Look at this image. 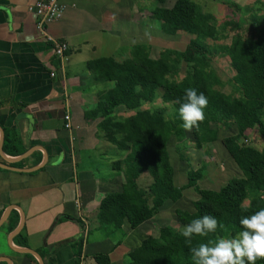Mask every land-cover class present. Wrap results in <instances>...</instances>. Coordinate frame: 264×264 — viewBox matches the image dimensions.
Masks as SVG:
<instances>
[{"label":"crops","instance_id":"0c3cea01","mask_svg":"<svg viewBox=\"0 0 264 264\" xmlns=\"http://www.w3.org/2000/svg\"><path fill=\"white\" fill-rule=\"evenodd\" d=\"M36 1L0 0V264H76L80 238L79 264H96L97 253L128 264L146 222L114 228L97 219L101 200L120 191L123 178L112 168L120 152L91 114L114 83L87 64L129 55L135 44L121 48L137 28L123 22L132 21L134 0H63L61 18L43 30L27 9ZM51 38L67 43L62 59ZM5 135L17 139L20 155L3 151Z\"/></svg>","mask_w":264,"mask_h":264},{"label":"trees","instance_id":"16d2710c","mask_svg":"<svg viewBox=\"0 0 264 264\" xmlns=\"http://www.w3.org/2000/svg\"><path fill=\"white\" fill-rule=\"evenodd\" d=\"M153 1L159 4L167 0ZM147 15L159 21V29L167 35L185 32L192 37L183 50L165 49L159 58L150 56L148 45L135 44L121 60L110 56L88 62L97 79L114 83L111 89L98 94L91 114L100 118L99 128L105 140L119 150L120 158L112 163V168L123 178L121 190L110 192L101 200L97 219L114 228L126 222L135 229L153 218L166 199L192 187L198 194L194 211L175 210L180 229L160 227L157 237H145L129 253L128 262L192 264V247L237 235L241 230L239 219L264 208V34L247 39L236 36L229 44H218L216 41L225 37L229 22L218 27L213 15L201 11L192 0H175L170 7L155 6ZM141 19L142 14L133 18L135 22ZM253 19L258 24L261 21L255 14ZM217 55L228 57L233 71L229 93L223 91L222 81L209 65L210 57ZM182 67L184 73L180 76ZM185 88L197 89L208 100L204 120L191 130L196 147H201L207 135L221 126L236 128L233 135L222 137L221 143L241 174L218 190L198 186L204 175L202 168L189 169L186 184L174 183L167 144L171 137L180 143L185 138L186 131L180 127L175 111ZM158 98L170 104L171 113L155 108L153 103ZM117 106H123L130 115L117 118ZM249 127L257 129L262 148L244 142ZM3 151L18 156L23 149L14 136L5 135ZM144 175L151 179L147 188L139 185ZM150 200L155 203L150 204ZM204 214L217 218L214 233L190 240L180 235L190 220ZM82 246L80 238L75 243L76 264ZM93 259L96 264H110L107 253H97ZM256 264H264V258Z\"/></svg>","mask_w":264,"mask_h":264},{"label":"rangeland","instance_id":"374dc122","mask_svg":"<svg viewBox=\"0 0 264 264\" xmlns=\"http://www.w3.org/2000/svg\"><path fill=\"white\" fill-rule=\"evenodd\" d=\"M133 1V0H132ZM175 0H167L164 3L156 4L153 0H134L131 19L123 22L130 30V26L135 27L136 37L131 38V42L121 48L122 52H128L131 44H146L152 58H159L165 49L183 50L189 39L192 37L185 32H178L174 35H167L159 29V21L147 15L155 6L170 7ZM201 11L213 15L214 23L220 27L223 23L229 22L226 27L225 37L218 44H229L231 39L239 36L243 39L256 37L264 34V0H192ZM141 22H135L134 16H141ZM261 18L260 23H256L253 15ZM154 20V21H153ZM135 22V23H134ZM117 55V54H116ZM212 68L222 81L224 92H231L232 75L229 59L226 56H212L209 59ZM184 73V67L180 71V76ZM153 105L155 108H163L171 113L170 104L164 103L158 98ZM147 107V105L145 106ZM153 107V106H152ZM130 115L128 111H117V118H124ZM264 118V111H263ZM252 126V124H250ZM236 131L234 125L229 127H219L207 135L206 141L201 147H196L191 131H186L183 143L171 137L167 147L170 154L171 164L174 168V183L182 186L187 182V171L189 169H203V178L198 181L200 188L213 190L220 189L232 178L240 176V171L233 163L229 154L221 143V138L233 135ZM243 140V139H242ZM244 142L257 149L262 148L263 142L256 128L249 127L246 131ZM151 179L144 175L139 179V185L147 188ZM198 198L197 192L192 188H186L181 193L165 202L159 207L158 213L148 220L138 229L137 240L146 236H156L159 228L168 226L180 229V224L176 219L175 210L181 209L193 212V202ZM155 202L150 200V204ZM234 237V236H229ZM226 237V238H229ZM104 246V245H102Z\"/></svg>","mask_w":264,"mask_h":264},{"label":"clouds","instance_id":"9594fccd","mask_svg":"<svg viewBox=\"0 0 264 264\" xmlns=\"http://www.w3.org/2000/svg\"><path fill=\"white\" fill-rule=\"evenodd\" d=\"M180 127L191 131L204 120L207 97L195 88H185L176 101ZM241 230L234 237L217 238L199 243L190 249L192 264H256L264 258V208L239 219ZM218 228L215 216L204 214L187 223L180 235L186 240L193 236L206 237Z\"/></svg>","mask_w":264,"mask_h":264},{"label":"built area","instance_id":"2783aa9c","mask_svg":"<svg viewBox=\"0 0 264 264\" xmlns=\"http://www.w3.org/2000/svg\"><path fill=\"white\" fill-rule=\"evenodd\" d=\"M28 11L36 16V25L39 30H43V27L53 21L61 18L65 6L63 0H38L35 3L28 6ZM53 46V52L56 58L62 59L68 50L67 43L51 38ZM51 75H54L53 73ZM69 115H65L66 127H70Z\"/></svg>","mask_w":264,"mask_h":264},{"label":"water","instance_id":"95a60500","mask_svg":"<svg viewBox=\"0 0 264 264\" xmlns=\"http://www.w3.org/2000/svg\"><path fill=\"white\" fill-rule=\"evenodd\" d=\"M1 151V150H0Z\"/></svg>","mask_w":264,"mask_h":264}]
</instances>
